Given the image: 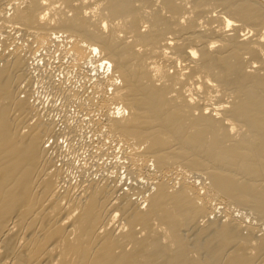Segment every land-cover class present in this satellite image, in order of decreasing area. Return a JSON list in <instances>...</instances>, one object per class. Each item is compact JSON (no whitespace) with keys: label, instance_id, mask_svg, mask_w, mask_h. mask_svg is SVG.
<instances>
[{"label":"bare ground","instance_id":"6f19581e","mask_svg":"<svg viewBox=\"0 0 264 264\" xmlns=\"http://www.w3.org/2000/svg\"><path fill=\"white\" fill-rule=\"evenodd\" d=\"M6 29L44 49L61 33L75 67L111 70L93 82L105 135L140 148L124 167L149 162L156 181L144 192L141 182L124 191L131 181L62 180L46 147L54 122L19 96L30 78L24 48L4 49L0 264H264L262 227L209 219L220 199L264 223V0H0V46ZM67 96L80 101L77 90ZM173 168L206 178L205 194L190 176L160 179Z\"/></svg>","mask_w":264,"mask_h":264},{"label":"rangeland","instance_id":"374dc122","mask_svg":"<svg viewBox=\"0 0 264 264\" xmlns=\"http://www.w3.org/2000/svg\"><path fill=\"white\" fill-rule=\"evenodd\" d=\"M7 7H8V8H6L7 11H9V14H11V12H12L10 10L11 7L9 8V5ZM9 14L7 16H9ZM20 33L21 32L17 31V30L14 31V30H11V29H9V30L6 29V35H3V37L4 36L5 37L8 36V37L5 40L6 42H5L4 46H0V53L4 49H5V51L10 53L15 46L21 47V49H22V47L24 48L22 51H24L23 54H24L25 60L27 62V67L29 66L28 67V69H29L28 73L30 75V78L28 79V81H25V82H23V84H21V92H20L19 96H21V98H22V96H23V98H26L28 96V98H30V100L32 102L35 100L36 104H35V101L33 103L35 104L36 108H39L38 111L39 110H42V112L44 111L43 113H45V117L50 119V120H52L54 122V124H55V132H56L54 135H55L56 138L52 137V139L53 138L54 139L50 140V143H48L50 145H46V144L45 145H46V147L49 146L48 147V149L50 150L49 152H53L52 154H50V156L52 155L51 158H53L52 160H54L53 161L54 162V166L56 168L58 167V168L66 169L65 171H63L65 173L62 172L63 173L62 174L63 175L62 176L63 177L62 180L65 179V181H69L70 184L74 185L76 183L75 185H77L81 181L84 182L85 180H88L89 177L91 176L90 177L91 180H94V181H105V179L112 180V181L114 180L113 182H115V181H116V183L119 182L118 185L120 184V186L121 185L124 186V185L128 184L131 181L128 185H126L127 187L126 186L122 187V189L125 188V190L123 189L124 191H126L128 188H131V186L133 187L132 189H135L134 188L135 184H138L139 182H141L142 184L144 183L143 186H142L141 183H139L138 187L140 186L142 191L146 192V189H147L146 187L149 186L150 182L151 181H153V182L156 181L155 180V175H153V173H154L153 166L151 167V164L149 162L144 163V164L139 162V163H137V166H136L137 169L139 168L137 170V172H134V174L132 173V170H130L128 172V169L126 167H124V166H126V165H124L125 162H128V161H124V158L127 157L128 152H129V155H131L132 151L134 152V150L137 148L135 150V152H139L140 148L135 147V146L132 148V146L130 144H126L124 142H120L119 140H116L114 138H112V139L109 138L108 139L106 137V135H105V130H106L105 129V125H106V120H107L105 118V114L107 113L106 115H108V111L106 110V108L102 107L101 104H99L100 99H101L102 96L99 93L95 92V88H93V82H95V79L97 78L96 77L97 74H98V76L102 77L103 79H107V77L109 78V76H111V73H110L111 70L109 69L106 72V67H105L104 70H103V67H102V69H100L99 68L100 62H99V63H96L97 65H95V66H98V68H99V69L98 68L96 69L98 71V72H96V70H94V66H93L95 61H92L90 63V62H88L89 60L87 61L88 63L86 62V64H85L86 66L81 64L80 66L75 67V65H73V63H71L70 56L65 51L66 48H67V43H66V41L64 39H61V38H64V35L61 34V33L57 34V36H59V35L62 36V37L59 36L60 38L57 37L56 35H54L55 37L52 36L53 39H56L54 41V44L55 43L60 44L59 48H57L58 44H55V46H54V44H52L51 48H48V49L38 48L37 46L35 48L34 47L35 45H32L31 42H30L31 41L30 36H27L26 34L23 35L22 33H21V36H20ZM3 37H1V38H3ZM18 39H20V40H18ZM62 41H65L66 46H65V43L62 42ZM52 47H54V49L56 48L55 51H54V49H52ZM27 48L29 49L28 52H27ZM37 49H39V50H37ZM25 50H26V52H25ZM95 59H96V62H97V59H99L98 56ZM92 66H93V68H92ZM76 71H78V72H76ZM55 73H57V75ZM53 74H54V76H53ZM47 76H49V77H47ZM100 77H98L97 79H99ZM31 79L33 80L34 83L32 82ZM34 84H37L40 87V88L37 87L38 91L41 90V88L45 90L46 99H43V98L40 99L38 97V95H37L38 91L36 90V87H34ZM31 86L33 87V89H32ZM73 86H75V87H73ZM29 88H31V89H29ZM64 88H66L67 90L64 89ZM109 88H110V90H109ZM60 89H62V90H60ZM111 89L112 88L109 87V86L105 88V92H104L105 96H109L110 95ZM69 90H71V91H73V90L74 91L75 90L79 91V97L78 98H79L80 101H78V102H80V103H78L75 100H74V102H72V101L67 102L66 101V99L68 98L67 92L69 93ZM34 92L36 93V95L33 96ZM88 97L91 98V99L89 100ZM57 101H59V103H60L59 106L56 105ZM46 104H48V105L46 106ZM71 106L75 107L76 116H72L69 113L68 110L71 108ZM74 118H75V120H74ZM65 123H67V125ZM78 124L80 126H78ZM72 128L73 129L76 128V129H74V133L75 134L73 132H71L73 130ZM93 129L94 130L96 129L97 131L95 130V132H93L94 131ZM68 130H70V133L68 132ZM83 130L84 131L87 130V132L83 133ZM96 132H98V134ZM81 134H83V135H81ZM54 142L56 143V145H55ZM113 142L119 147V150H120L119 154H118V150H115V149H113L111 147ZM64 143H66V146H64ZM52 145H54V146H52ZM50 146L53 147V148L51 147V149H53V150L55 149V150L52 151L50 149ZM66 150H67V152H66ZM57 156H58V158H57ZM75 156L77 158H79L80 161L76 162L75 161L76 160ZM117 156H118V158H115ZM104 159H106V160H104ZM113 159H116V160L111 161ZM67 160H69L68 161L69 162L68 167L70 166L69 168L64 167L65 166L64 162L66 163ZM91 161H92V163H91ZM70 162H71V164H70ZM103 164H104V166H103ZM88 165H89L90 169L88 168ZM93 165H95V166H93ZM106 165H107V167H105ZM129 165H130V163H129ZM117 167H119V169H124V174H125L124 179H122L123 175H119L118 173H116L115 175L113 174V172H112L113 169H115ZM64 169H61V170H64ZM82 169H83V171L85 169H87V170L83 172V171H81ZM102 169H105L106 171L102 170ZM182 169L173 168L172 170L166 171L164 173V175H162V178L160 177V179L161 180L165 179L168 182H170V184L178 185L177 183L179 181L181 182V180L186 179V178H188L190 176L188 178L189 183L191 185H193V186L195 185L197 187L199 195L203 196L205 194V188L204 187H206L208 185V181L206 180V178L203 177V179L206 180V181H204L203 179H201L202 177H200V176L197 177L196 174H194V177H191L192 174L188 175L190 173L185 172L184 170H186V169H184V170H182ZM109 171H110V173H109ZM126 171L129 174L130 173H132V174L129 175ZM96 172H97V174H96ZM81 173H82V176H84L83 179H81L82 178L81 177ZM135 173H137V174H135ZM85 177H86V179H85ZM103 177H107V178H103ZM126 181H127V183H125ZM146 184H148V186ZM138 187H136V188H138ZM130 194H132V192H130ZM140 196H141L140 194L139 195H137V194L131 195L132 199L142 201V199H141L142 196L141 197ZM210 203L211 204L209 206H210L211 210L213 211L212 214L213 215L215 214L214 217H213V215H211L213 218L210 215H209L210 217L208 216L210 220L214 219V218L218 219V217H219V219H222V221H224L225 220L224 219L225 218L224 215L228 214V215H232L233 217H235V219L239 220L240 222H242V221L245 222V223H243L244 225H249V224L253 225V226L255 225L254 228H256V231H257V229H259L257 232H259L261 230L260 229L261 227L263 228L261 231L262 232L264 231V223L261 222V221L257 222V220L255 219L253 214L251 215L248 212H245V211H242V210H238L237 208H235L233 206L229 207L224 202H222V201L220 202V199L212 200V201H210ZM237 210H238V212H237ZM253 219H255V220H253ZM200 220H202V219L200 218ZM204 221H205V219L203 220V222ZM261 223H263V225L260 226ZM254 231H253V233H254ZM243 232L246 234L247 230H245L243 228ZM256 234L258 235V234H260V232L256 233Z\"/></svg>","mask_w":264,"mask_h":264},{"label":"built area","instance_id":"2783aa9c","mask_svg":"<svg viewBox=\"0 0 264 264\" xmlns=\"http://www.w3.org/2000/svg\"><path fill=\"white\" fill-rule=\"evenodd\" d=\"M56 75H57V73H55ZM34 87H36V90H37V87L38 88H40L37 84H34ZM38 91V90H37ZM34 95H36V93L34 92L33 93V96ZM38 97L40 98V99H46V97H45V90L44 89H42L41 88V90H39L38 91ZM56 105L57 106H59L60 105V103H59V101H57V103H56ZM69 113L72 115V116H76V109H75V107H71L70 109H69ZM58 114V113H57ZM85 132H87V130L86 131H84L83 130V133H85ZM117 142V141H116ZM64 146H66V143H64ZM113 149H115V150H118V154H119V152H120V150H119V147L113 142L112 143V146H111ZM68 150V149H67ZM67 150H66V152H67ZM75 158H76V162H78V161H80L79 160V158H77L76 156H75ZM115 158H118V156L117 157H115ZM104 160H106V159H104ZM114 160H116V159H113V160H111V161H114ZM113 174L115 175L116 173H118L119 175H123V177H122V179H124V176H125V174H124V169H119V167H117V168H115V169H113ZM216 208V207H215Z\"/></svg>","mask_w":264,"mask_h":264}]
</instances>
